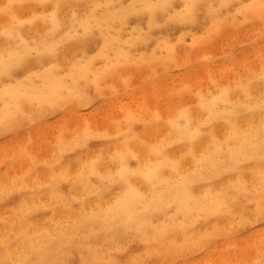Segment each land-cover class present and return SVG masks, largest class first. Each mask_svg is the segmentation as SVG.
<instances>
[{
  "label": "bare ground",
  "instance_id": "6f19581e",
  "mask_svg": "<svg viewBox=\"0 0 264 264\" xmlns=\"http://www.w3.org/2000/svg\"><path fill=\"white\" fill-rule=\"evenodd\" d=\"M24 1L20 4H29L18 9L17 14L20 19H29L35 12L52 11L51 6L37 9L33 4H30L33 0L30 2ZM37 1L41 3L51 2L52 4L56 2V0ZM68 1L69 3H67ZM76 1L81 0H66L64 2L65 4L67 3L68 5H73L75 7L72 9L62 7L60 9L59 18L62 21L66 19V16L72 10L76 11L79 19H83L85 18V13L92 11L91 6L93 5L111 6L110 8H97L95 11V17L103 24L104 33L108 39L106 53L109 61L105 62V64H109V62L112 64H120L122 63L121 60L123 57L133 55L129 49H126L121 44H140L146 42L148 39L147 34H143L141 31L137 32V30L128 37H123L121 35V29H119V27L124 28L126 26V22L121 23L120 17L122 14L118 11L121 4H141L146 2L155 4H172V0H124V2H121L120 4H118L120 0H84L85 3L83 4L76 3ZM180 1H183L184 3L187 2V0ZM5 2L7 1H4V4ZM198 2L204 5L207 11L208 5L219 10L215 13L216 27L222 26L225 23L220 18V14L225 7L221 8L220 5H229L232 2L231 0H218L215 4L210 0H198ZM14 3L18 4V2ZM64 3L61 4L65 5ZM143 15L146 16L149 26V17L147 14ZM6 19V17L0 16V29L5 26ZM92 22L96 23V19ZM142 23H145V21ZM142 23L141 25H143ZM50 26L51 25L49 24V27ZM204 26L205 24H203V27ZM39 28L43 31L47 30L42 22L40 23ZM65 30L66 29H61L58 31L56 34V40H59L60 37L64 35ZM36 33L37 29L33 28L31 25L23 26L22 35H24L26 39L31 41L36 37ZM156 34L157 33H155V35ZM96 35L98 37V44L95 40L96 37L93 36V39L95 40L93 43H95V46L97 45L95 49H93V43L90 44V46L93 45L92 49L94 52L90 53L87 51L90 46L82 48L77 46L76 40L68 39L64 44L60 45L61 54L57 58H47V62H32L30 67L34 65L35 68V64H37L39 70L37 72L31 71V74L28 72L25 73L22 80H19L14 85L23 93V96H21L19 100L21 108L25 112L36 113V121H39L37 124L43 123L41 122L43 120H49L57 111H69L72 113L77 111L80 113L79 111L82 108L89 107L96 103L95 100L97 97L91 96L92 92L95 93V91H97L96 84L93 81L96 80L99 70L96 68L95 64H97V59H102V56H97V53H99L101 48L105 45L104 36L101 35L100 31H98ZM156 43L157 48L168 49L171 45L169 41L161 42L158 40ZM173 45L174 48H176L175 52L176 50L177 53L179 52V54L174 53V56H185L183 57L184 59L182 56H179L181 57L180 63H183L182 59L184 60V63H186L185 58L199 57L203 59L201 56V47L197 50L196 48H180L174 43ZM65 50L69 53L68 60L82 62L86 65L91 64V71L85 73L87 79H81L79 74H69L68 61H66L64 56ZM0 51H3L2 43H0ZM193 52H195V54H193ZM148 55L154 56L155 52L152 51ZM93 57H96V59H92ZM112 57H115V60L111 59ZM54 64H59V67H52ZM223 64L226 65V67L231 65L224 62ZM208 66L209 65H207V67ZM210 66L211 67L208 68H205L206 66H204V68L202 66L199 68L200 65H196L199 70L207 69V71L211 70L209 68H212V65ZM105 70L106 69H103L102 71ZM212 70L214 71L213 68ZM261 70V72H264V66ZM132 71L133 70H131V72ZM137 72L138 71L135 73ZM148 72L151 73V71ZM261 72L241 78L219 90H208L204 93L201 92L196 96L195 100H190V102H193L192 104L190 103L192 106L185 107L187 106L185 105L181 107L179 106L174 110L160 111V113H163V116L159 114L158 107L155 106L157 105L155 104L157 101L156 98L162 93V91L160 92V88L162 90L161 81L158 78L159 82L156 81L160 84H157V87H155V85L152 86L153 84H156V81H154L155 83L152 82L151 86L154 90L150 88L151 86L148 87L142 85L139 89L140 92L137 91L135 94L129 93L130 95L128 94L126 97L128 99L132 98V101L136 103H134L135 110H133L137 111L139 109L140 111V109L146 108L145 105L148 101H146L145 98L142 102L137 101L139 98L138 95L142 94V97L155 96L152 98L150 97L153 99L152 101H154V104L151 102H149L151 104L148 103L150 107L155 106L156 111L154 113H157L152 116L153 118H150L151 121L146 118L138 119L133 115L127 114L125 120L118 122L116 126H114V129L108 134L104 132L103 134L95 132L91 126H86L85 129L74 134L72 137L68 135L71 137L70 139L59 137L55 144L49 145L46 148L44 153H32V150L36 149V139L44 133L46 127L48 129L46 128L45 130L50 132V127H48L49 124H42V126L39 124L40 127L38 125L37 127H33L31 126L32 122L28 121V127H25V122H23L22 126L18 129H5L3 126H0V140H3V138L15 139V147L17 148V151L12 158H5L6 156H4L2 158L3 161L0 163V238L5 234L2 226L5 219H7V234L14 242L13 251L15 254L18 255L20 251H24L26 255L34 259H39L44 256H55V258L66 261L67 264H80L82 257H88L90 255L87 247L89 241L83 240L85 233L81 232L77 236L79 246L75 242L70 244L66 240L62 245L60 244V241L64 238V229L67 228L69 224L77 222L82 215L79 211L69 212L63 207L64 200L68 199V193L70 192L72 196L76 197L75 202L77 204L82 200L86 201L82 207H84L85 211L89 214L93 209H95L97 213L107 210L110 205L116 203L117 198L126 201L129 210L132 211L143 223V234L155 241L151 249V255L147 256L150 260L158 261L159 264H172L173 261L180 260L186 261L187 264H205L206 260L211 258L214 261V264H226L227 249L222 247L224 246V241L234 239L236 232L259 224V222L242 227L239 222V217H229L226 214H215L219 201L230 199L232 195V191L229 188V180L226 179V177H230L232 174L222 171L218 166L213 168L211 159H208L201 165L197 166L190 156L185 157L184 161L181 162L179 173L173 171L169 161L178 159L182 153L187 151V148L183 145L173 143L181 134V129L177 127V125H183L187 122L185 116H189L192 119L193 125H195L202 123L210 115L207 107L200 106L201 96L204 97L205 105L209 106L213 103V97L224 93L227 89V96L231 103L224 104L222 101H216L213 115L216 113L222 115L227 114L228 109L245 101V91L247 89L252 90L253 96H259L260 92L264 91V87H262L259 79ZM138 73L139 75H143L145 72H142L141 74L140 72ZM22 74H19L20 77ZM151 75H149V77H152ZM25 76L28 78L25 79ZM149 77L146 76L143 77V79L146 80ZM149 81L148 84H144L150 85ZM91 83H94V85H91ZM80 85L90 87L88 90L81 91V93L87 91V95L91 98L87 104L81 105L78 102H61L58 106L50 108V106L44 102L53 87L62 86L64 95L67 96L70 89H77L80 92ZM147 89L152 90L148 92ZM146 90L148 94H143V92L146 93ZM149 93L152 94L150 95ZM168 94H170V91H168ZM0 99L3 98L0 97ZM107 101L108 104L105 103V105L107 104L110 106L109 100ZM111 101H114V99ZM104 102H106V100ZM133 102L130 103L133 104ZM9 103L14 104L15 101L9 99ZM102 104L99 105V108H104L105 105L103 104L102 106ZM3 105L5 108V102ZM112 106L113 104L110 107ZM126 106L128 107L129 103ZM4 108H2L0 112H3ZM113 108H117V105H114ZM122 109L123 107L121 110L114 109L113 111L115 112L116 110L117 113L118 111L119 113L120 111H123L124 114V109ZM96 111L97 113L100 112L98 109H96ZM96 111L91 115L89 114L86 119L89 121L94 119L99 120L100 115L97 114ZM113 111H110L111 113L107 111L108 115L110 113L111 116ZM100 113H104V115L101 116L104 118H102V120L100 118L101 121L104 120L103 124L100 123L102 124L100 126L103 130V127H106L107 125L110 127V122L108 120L107 123H104L106 122V119L110 117L106 116V111ZM94 114H97L98 118H94ZM123 114L120 115L123 116ZM157 117H159V119H157ZM255 120L257 122L259 121L258 114L256 115ZM104 124L105 126H103ZM53 125L54 126H51V128L56 125L58 130L56 129V131L55 127L54 129H51V131L55 130L56 133L60 131V126L57 122ZM93 125L95 124L93 123ZM204 127H207V125H204ZM214 130L217 138L223 140L227 134L228 126L223 119H217L215 120ZM48 134L55 135L53 132ZM54 139L55 138H53L52 143L54 142ZM85 141L87 145L86 147L84 146ZM78 142H80L79 147H77ZM164 145H170L166 150V154L163 150L159 153L153 150L154 147L163 149ZM196 151L197 155L204 153L211 157V154L215 152V147L211 143V138H201V141L198 142ZM118 152L131 154L128 162L132 168H136L139 161L141 166L150 162V166L158 170L157 174L150 182L145 180L142 176H133L131 178L130 182L132 186L139 193L144 194V199H140L134 192H122L119 183H110L109 181L100 178L114 175L116 173L119 168V158L116 157ZM97 157H99V159L95 165V172L99 175H94L91 174V165H89L88 168H85V164ZM66 169H71V171L67 172V178H65L61 184L64 192V198L62 199L59 195L54 196L48 188V185L53 182V176L60 179L61 174L65 173ZM30 171L37 172V176L29 177L26 180L23 179ZM82 171L83 175L80 174ZM16 177L21 178L20 181L12 182ZM251 178V172H247L245 174V179L251 182ZM69 179L73 183H69ZM5 185H7L8 190L12 193L7 200L2 191ZM185 185H190V191L186 190ZM33 191H35L37 195L34 196ZM40 193H43V195H39ZM21 201L26 202V209L28 206H31V212H6V204L11 208L13 203L20 204ZM40 205H46L47 207H38ZM53 205H56L57 207L55 214L52 211ZM69 217H71V219H69ZM114 223L119 224L120 220L117 219ZM152 225H169V231L167 234L160 236L157 240L154 236L156 229L153 228ZM106 226L107 225L102 221H97L94 227L99 230ZM92 230V227L88 228V231ZM122 231L123 230L121 229L113 234L119 243H123V241L120 240ZM259 233L257 235V240L260 242L261 237ZM205 234H207L206 251L205 249L196 246L198 242H201V237ZM131 235H133V237H139L141 232L134 231ZM102 237L103 238L99 240V244L104 245L105 250H107V248L112 246L113 237L108 233H102ZM90 243L95 246L97 241L93 239ZM54 245L56 246L55 248L53 247ZM127 247V252H116L115 255L127 258L129 252H131L132 255L145 253V245L141 239H134L128 243ZM257 259H259V252L252 261ZM250 262L238 264H250Z\"/></svg>",
  "mask_w": 264,
  "mask_h": 264
},
{
  "label": "snow or ice",
  "instance_id": "6c2138e0",
  "mask_svg": "<svg viewBox=\"0 0 264 264\" xmlns=\"http://www.w3.org/2000/svg\"><path fill=\"white\" fill-rule=\"evenodd\" d=\"M39 7L47 8L46 3L38 5ZM24 5L16 4L10 0L0 8V14L6 17L5 26L0 29V43L3 44V51H0V77L13 79L14 73L19 71L28 72L31 74L32 62H47V58H57L60 53V45L64 44L68 39H74L79 47H87L93 43L90 39L96 30H99L101 35L104 36L105 45L101 48L97 56H102L108 59L106 49L108 47V39L104 33L103 24L95 17L97 8H110V5H93L92 11L84 14L85 18L79 19L76 11L72 10L62 21L59 18V12L62 7L69 9L74 8L73 5H62L59 0H56L51 5L52 11L35 12L29 19H20L18 16V9L23 8ZM205 6L198 2V0H187L179 11L175 10L169 3L155 4V3H141V4H121L118 11L122 14L120 19L121 23L127 21L131 16H140L147 14L149 17V34L153 27L163 28L170 25H196L201 21V10ZM221 8L229 7V5L221 4ZM208 15L213 16L212 23L207 26L205 31L200 36L201 43L212 39L216 30V16L219 10L208 5ZM162 14V15H159ZM237 14L243 18L244 21L257 20L260 23V31L258 38L264 42V0H248L246 3H241L237 7ZM107 15V13H106ZM159 15V21L157 19ZM96 19V23L92 21ZM43 23L46 31L39 28L40 23ZM205 23L207 18L205 17ZM49 24L51 25L49 27ZM24 25H31L37 29L36 37L31 41L26 39L23 32ZM61 29H66L64 35L56 40V34ZM195 43V40H194ZM171 47V46H170ZM261 55L264 56V50ZM66 61H68V68L70 75L79 74L81 79H87L85 73L91 71V64H83L82 62H74L68 60L69 53L64 51ZM92 59H96L93 57ZM52 67H59V64H54ZM117 69V64L109 62L106 70L96 76L97 91H99V81L102 77H106ZM28 77L25 76V79ZM260 83L264 87V72L260 74ZM227 89L224 93L213 97V103L206 106L204 97L201 96V107H207L210 115L200 124L193 125L192 119L185 116L187 121L183 125H177L181 129L180 137L173 143L181 144L187 148V151L176 159L169 161L173 171L179 173L181 162L185 157L190 156L197 166L204 163L206 160L211 159L213 168L217 166L225 172L232 175L226 177L229 180V188L232 191L230 199L220 200L215 211L216 215L226 214L229 217H239V222L242 227L248 224L259 222L260 224V243L258 246L259 259L251 261L250 264H264V91H261L259 96H253L252 90L245 91V101L234 105L228 109L227 114L214 113L215 102L222 101L224 104H229L231 101L227 96ZM23 93L19 91L14 85L5 83L3 88H0V97L4 99L5 108L0 112V126L5 129L20 128L23 120H28L33 123L36 122L37 114L28 113L23 111L20 106L19 100ZM9 99L15 101L14 104L9 103ZM87 91L81 93L77 89H70L67 96L64 95L62 86L53 87L48 97L45 98L50 108L56 107L61 102L80 103L81 105L87 104L90 101ZM42 114V113H41ZM259 115V121L255 120L256 115ZM159 119V117H157ZM223 119L228 126V131L223 140L217 138L215 133V120ZM207 125V127H204ZM203 137H210L211 143L215 147V152L211 157L201 153L197 155V145ZM80 142L77 143V147ZM86 147V141L84 142ZM170 145H164L163 149L155 148L154 151H165ZM131 154L118 152L116 157L119 158V168L114 175L107 177H100L102 180H107L110 183H119L121 190L124 193H136L140 199H144V194L139 193L131 184L133 176H142L145 180L151 181L157 174V169L150 166V162L143 166L139 161L136 168H132L129 164ZM115 158V157H114ZM96 159L91 160L85 164V168L91 165V174L99 175L95 172ZM143 169V170H142ZM71 169H66L65 173L61 174L60 179L53 176V182L48 185L54 196L59 195L64 198L63 188L61 184L67 178V172ZM251 172V182L245 179V174ZM83 175V171L80 173ZM37 176V172L30 171L23 179ZM21 178L16 177L12 182H19ZM69 183H73L70 179ZM186 190L190 191V185H185ZM4 197L7 200L11 196L7 185L2 189ZM33 195H37L33 191ZM39 195H43L40 193ZM76 197L68 193V199L64 200L63 207L69 212L79 211L82 215L81 218L74 224H69L64 229V238L60 241L62 245L66 240L68 243H77V236L79 233L84 232L83 240L89 241L87 244L89 256L82 257L80 264H159L158 261H153L147 258L151 255V249L154 245V240L148 238L143 234V223L129 210L128 203L120 198H117L114 205H110L107 210L97 213L95 209L89 214L85 211L83 204L86 201H80L78 204L75 202ZM25 201L20 204L13 203L9 208L5 205L6 212H31V206L25 208ZM38 207H47L40 205ZM52 211L55 214L57 211L56 205L52 206ZM107 213V214H105ZM71 219V217H69ZM119 219L120 223L114 222ZM97 221H102L106 227L99 230L95 229ZM4 236L0 238V264H67L66 261L55 258V256H44L39 259H34L26 255L24 251L15 254L13 251V241L8 233V220L5 219L3 224ZM92 227V231L88 228ZM156 229L154 236L158 238L165 235L169 231V225L157 226L152 225ZM123 230L120 235L119 243L113 235L119 230ZM254 231V229H252ZM141 232L139 237H133L132 232ZM102 233H108L113 237L112 246L105 250V246L99 244ZM95 239L96 245L93 246L90 241ZM134 239H141L145 245V253L132 255L129 252L127 258L118 257L116 252H127L128 243ZM207 234L201 237V242L197 243V247L207 250ZM56 247L55 245L53 246ZM172 264H187L186 261H173ZM205 264H214L211 258H208Z\"/></svg>",
  "mask_w": 264,
  "mask_h": 264
},
{
  "label": "rangeland",
  "instance_id": "374dc122",
  "mask_svg": "<svg viewBox=\"0 0 264 264\" xmlns=\"http://www.w3.org/2000/svg\"><path fill=\"white\" fill-rule=\"evenodd\" d=\"M4 1H7L5 2V4L10 2V0H0V8H2L5 5ZM22 1L24 0H12V2H18V5L22 3ZM30 1L31 0H27L24 2H30ZM65 1L66 0H59V2L62 4ZM210 1L215 4V2H217L218 0H210ZM231 1L232 2L229 4V7L223 8L224 10L220 14L221 20L224 21L225 23L222 26H217L215 30V34L212 37V39L207 40L203 43H201L199 38L202 35V33L205 31L207 26L210 25L213 20V17L208 15V11L206 10L205 7L201 10V18L202 16L203 18L201 19L202 21H200L198 24L196 25L175 24L163 28L153 27L151 29V34H149V26L147 23L146 16L140 15V16L129 17L126 21V26L124 28L119 27V29H121V35L123 37H128L134 32H136V30L137 32L141 31L143 34H147L148 36L146 42H142L140 44L133 43L132 45H130L129 43L121 44L126 49H129L131 53H133V55L123 57V59L121 60L122 63L117 64V69L114 72H112V74L106 77H102L99 81H97L99 83V92L95 91V93L92 92L91 94V96L97 97V99L95 100L96 103L92 104L89 107L82 108L81 110L79 109L80 110L79 112L82 115L77 111H75L74 113L69 111H57L55 114L51 116V118L49 119L50 121L49 120L41 121L43 122V123H39L41 124V126L42 124L43 125L49 124L48 127H50V132H53V134L56 133L58 128L56 127V125H55L56 128L55 127L51 128V126H54L53 124H56L57 122V124L60 126L59 128L60 131H58L53 136L52 134H48L50 132H48V130H45L47 128L46 127L44 129V133H42V135L36 139V149L32 150V153L35 152L44 153L49 145H53L55 144V142H57L59 137H64V139H68V138L70 139L74 134H77L81 130L85 129L86 126H91L95 132L101 134H103L104 132L108 134L114 129V126H116L118 122L125 120L127 114L133 115L138 119L146 118L147 120L151 121L150 118H153L152 116H154V114H157L154 113L156 111L155 106L158 107L159 114L163 116V113H160V111L163 112L164 110H174L179 106L181 107L185 105H187L185 107L192 106L191 104L193 102H190V100L192 99L195 100L196 96L201 92L204 93L208 90H219L220 88L230 85L241 78H244L251 74L260 73L262 71L261 69L264 66V56L261 55L262 50H264V42H261L258 38V34L260 31V23L257 20L244 21L243 18L237 14V7L241 3L248 2V0H231ZM121 2L123 3L124 0H120L118 4H120ZM67 3H69V1ZM67 3L64 4L68 5ZM76 3L83 4L85 3V1L84 0L76 1ZM171 3L173 8L177 11H179V9L184 4V2L180 0H172ZM28 4H25L24 7ZM30 4H33L37 9L43 8L38 6L41 5L42 3L37 0H33L32 2H30ZM46 4L49 7L52 5L51 2H47ZM159 15L157 17L158 21H159ZM0 16H3V14H0ZM205 17L207 18V22H208L207 24L204 22ZM133 19L136 21H134ZM144 21L145 23H142ZM141 23L144 26L141 25ZM203 24H205L204 27ZM98 31L99 30H96L95 34L93 35L96 37L95 40L97 41V44H98V39H97L98 37L96 34L98 33ZM155 33L157 34L155 35ZM93 36L90 37V39H92L93 42H95ZM158 40L161 42L169 41L171 43L170 45L171 47L169 46L168 49L157 48L156 42ZM173 43L176 44L177 47L184 49L196 48L198 50L201 47L202 49L201 56L203 57V59L199 57L198 58L191 57L188 59L185 58L186 63H184L183 57L185 56L183 55H178L177 57L176 55L174 56V53L176 54L177 50L175 52L176 48H174ZM93 45L92 46L89 45L90 47H88L87 49V51H89L90 53L94 52L93 49H95V47L97 46V45L95 46V43H93ZM152 51L155 52V55L154 56L148 55ZM177 54H179V52ZM193 54H195V52H193ZM179 56H182L183 63H180L181 57ZM111 59L115 60V57H112ZM108 61L109 58L105 59L103 57L102 59L96 60V63L98 65L97 64L95 65L96 68L99 70L98 74L104 72L102 70L107 68L108 63L105 64V62ZM223 62L228 63V65L229 64L231 65H229V67H226V65H224ZM36 65L37 64H35V68L34 65H32L33 68L31 67V71L37 72L39 70L38 65L37 67ZM196 65L197 66L200 65L199 68H201V66L203 68L204 66H206L205 68H208L211 67L210 65H212L214 71L212 70V68H209L211 70L208 69L211 72L207 71V69L199 70L198 67H196ZM207 65L209 66L207 67ZM130 69L133 71L131 72ZM147 70L151 71V73L148 72ZM136 71L140 72V74L142 72H145L143 74L144 76L139 75L138 72H137L138 74L135 73ZM16 73H14L15 75L13 74L14 75L13 79H7L1 77L0 88H3L5 83L15 85L16 82L22 80L25 73L27 72L18 70ZM18 73L19 74L23 73V74L20 77ZM149 75H151L152 77H149ZM146 76L149 78L144 80L143 77ZM158 78L161 81L162 90L160 88V92L162 91V93L159 94L158 98H156L157 101L155 104L157 105L153 107H150V105H148L149 102L154 104V101H152L153 99L151 98L155 96L153 95L152 97L150 96L152 93L151 94L149 93L150 95H146V96H150L151 98L144 96L142 97L141 94L138 95L139 98L137 101L142 102L143 99L145 98V100L148 101V103L145 105L146 108L140 109V111L139 109L137 111H134L135 110L134 105L136 103L132 101V98L131 99L126 98L127 95L129 93L131 94H135V92L137 93V91H139L142 85L150 87L152 85V82L155 83L154 81L156 80L159 82ZM148 81L150 85H147ZM157 81L156 84H153L152 86L155 85V87H157L156 85L160 84ZM91 85H94V83H91ZM80 86H81L80 92L90 89V87L88 86H84V85H80ZM152 86L150 88L153 89ZM147 90L146 93L143 92V94H148V92L151 91L148 90L147 92ZM168 91H170V94H168ZM113 99L114 101H111ZM105 100L106 102H104ZM107 100H109L110 106L113 104L112 107L107 105L108 104ZM127 102L129 103L130 107L126 106L128 105ZM130 102H133V104ZM102 103L104 105L105 103L107 104L104 106V108H99V105ZM3 104H4V99H0V110L4 108ZM114 105H117V108H113ZM118 105H120L121 108L123 107L125 112L124 114L123 111H120V113L119 111L118 113L116 112V110H121L120 106ZM112 108L113 110L116 109L115 110L116 113L112 110ZM96 109H98L100 112L106 111L107 113L106 116L110 118L106 119V122L104 123H107L109 121L111 123V125L109 123L110 127H108L107 125L106 127H103L104 129L102 130L100 125L103 124L104 120L103 121L101 120L104 117L101 116H103L104 113L101 114L99 111H98L99 113H97ZM95 111L97 114L100 115L101 120L100 118L99 120L94 119L97 121L87 120L86 119L87 116L89 114L91 115L92 113H95ZM107 111L108 112L113 111L111 115L112 117L110 116L111 112L108 115ZM97 114L96 115L94 114L96 117L95 116L93 117L98 118ZM120 114H123V116ZM51 119L53 124L51 122ZM23 122H25V127H28L29 125L28 120H23ZM38 122L39 121H36L35 123L32 122L31 126L37 127L38 125L40 127V125L37 124ZM93 123L95 125H93ZM103 126H105V124ZM54 128L55 130L56 129L57 130L51 131V129ZM68 135L71 137H69ZM53 138H55L56 140L54 139V142L52 143ZM15 146H16L15 139L3 138V140H0V163L3 161L2 158L4 156H6L5 158H12L14 156V153L17 151V148ZM252 229H254V231ZM259 231H260V224H256L244 230L236 232L234 239L225 240L224 246L222 247L227 249L226 264L247 263L252 261L258 254V246L260 242L257 240V235Z\"/></svg>",
  "mask_w": 264,
  "mask_h": 264
}]
</instances>
